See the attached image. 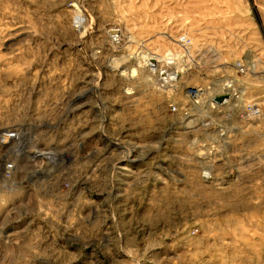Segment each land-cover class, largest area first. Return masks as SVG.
Listing matches in <instances>:
<instances>
[{
    "label": "rangeland",
    "instance_id": "obj_1",
    "mask_svg": "<svg viewBox=\"0 0 264 264\" xmlns=\"http://www.w3.org/2000/svg\"><path fill=\"white\" fill-rule=\"evenodd\" d=\"M6 129L0 264H264V0H0Z\"/></svg>",
    "mask_w": 264,
    "mask_h": 264
},
{
    "label": "built area",
    "instance_id": "obj_2",
    "mask_svg": "<svg viewBox=\"0 0 264 264\" xmlns=\"http://www.w3.org/2000/svg\"><path fill=\"white\" fill-rule=\"evenodd\" d=\"M177 37H178V40L180 41V43H183L185 41V36L183 34H178ZM168 75L169 74H167V76ZM168 78H169V76H168ZM223 95H222V99L226 96V95H224V96ZM221 100L220 101H214V104H221V103H219V102H221ZM168 106H169L170 110H176V107L173 103L168 104ZM256 112H257V107L252 102L244 101L242 103V113L253 114ZM11 167H12V161L6 160L2 166L3 175H8L10 173Z\"/></svg>",
    "mask_w": 264,
    "mask_h": 264
},
{
    "label": "bare ground",
    "instance_id": "obj_3",
    "mask_svg": "<svg viewBox=\"0 0 264 264\" xmlns=\"http://www.w3.org/2000/svg\"><path fill=\"white\" fill-rule=\"evenodd\" d=\"M158 59L156 58V57H153L152 59H151V61H154V62H148V63H150V64H156V61H157ZM120 64V63H119ZM118 65V64H117ZM169 76V75H168ZM169 79H174V76H169ZM230 82V81H229ZM228 82V83H229ZM232 86V85H231ZM232 88V87H231ZM234 88V87H233ZM218 94H220V93H216V94H214L212 97H211V100L213 99V97L214 96H216V95H218ZM228 99V97H227V95L221 100V102H219V103H223V102H225L226 100ZM100 105V104H99ZM96 106V105H95ZM101 108V107H100ZM104 109V108H103ZM104 119V118H103ZM8 130H10L9 132H6V131H8ZM17 131V132H16ZM8 133H10V134H12V136L13 135H15V134H17V133H19V131H18V129H6V130H1L0 131V144L1 145H6V144H4V143H6V142H8V141H10L11 140V138L9 139V138H7V139H3L6 135H8ZM7 137V136H6ZM5 137V138H6ZM139 159V158H138ZM205 178H212L211 177V175L209 176V175H203Z\"/></svg>",
    "mask_w": 264,
    "mask_h": 264
},
{
    "label": "water",
    "instance_id": "obj_4",
    "mask_svg": "<svg viewBox=\"0 0 264 264\" xmlns=\"http://www.w3.org/2000/svg\"><path fill=\"white\" fill-rule=\"evenodd\" d=\"M215 101H220L222 99V95L219 94V95H216L213 97Z\"/></svg>",
    "mask_w": 264,
    "mask_h": 264
}]
</instances>
